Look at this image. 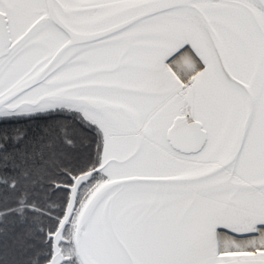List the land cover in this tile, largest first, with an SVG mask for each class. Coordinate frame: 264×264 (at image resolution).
Listing matches in <instances>:
<instances>
[{
    "label": "snow or ice",
    "instance_id": "obj_1",
    "mask_svg": "<svg viewBox=\"0 0 264 264\" xmlns=\"http://www.w3.org/2000/svg\"><path fill=\"white\" fill-rule=\"evenodd\" d=\"M0 264H264V0H0Z\"/></svg>",
    "mask_w": 264,
    "mask_h": 264
}]
</instances>
